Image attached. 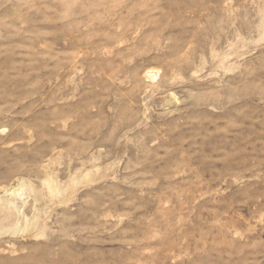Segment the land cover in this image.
I'll return each mask as SVG.
<instances>
[{
	"label": "rangeland",
	"instance_id": "obj_1",
	"mask_svg": "<svg viewBox=\"0 0 264 264\" xmlns=\"http://www.w3.org/2000/svg\"><path fill=\"white\" fill-rule=\"evenodd\" d=\"M0 264H264V0H0Z\"/></svg>",
	"mask_w": 264,
	"mask_h": 264
},
{
	"label": "bare ground",
	"instance_id": "obj_2",
	"mask_svg": "<svg viewBox=\"0 0 264 264\" xmlns=\"http://www.w3.org/2000/svg\"><path fill=\"white\" fill-rule=\"evenodd\" d=\"M149 74L151 75L152 73H156L157 74V71L156 70H152V71H148Z\"/></svg>",
	"mask_w": 264,
	"mask_h": 264
}]
</instances>
